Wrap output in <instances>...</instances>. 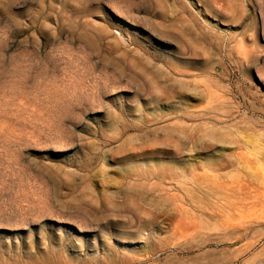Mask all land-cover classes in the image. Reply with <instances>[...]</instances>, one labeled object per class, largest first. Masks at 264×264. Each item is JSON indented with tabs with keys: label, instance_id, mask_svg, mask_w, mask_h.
I'll list each match as a JSON object with an SVG mask.
<instances>
[{
	"label": "rangeland",
	"instance_id": "1",
	"mask_svg": "<svg viewBox=\"0 0 264 264\" xmlns=\"http://www.w3.org/2000/svg\"><path fill=\"white\" fill-rule=\"evenodd\" d=\"M0 264H264V0H0Z\"/></svg>",
	"mask_w": 264,
	"mask_h": 264
},
{
	"label": "bare ground",
	"instance_id": "2",
	"mask_svg": "<svg viewBox=\"0 0 264 264\" xmlns=\"http://www.w3.org/2000/svg\"><path fill=\"white\" fill-rule=\"evenodd\" d=\"M162 42V41H161Z\"/></svg>",
	"mask_w": 264,
	"mask_h": 264
}]
</instances>
